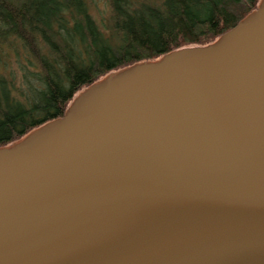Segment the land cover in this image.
I'll use <instances>...</instances> for the list:
<instances>
[{"label": "water", "instance_id": "1", "mask_svg": "<svg viewBox=\"0 0 264 264\" xmlns=\"http://www.w3.org/2000/svg\"><path fill=\"white\" fill-rule=\"evenodd\" d=\"M0 264H264V0L1 147Z\"/></svg>", "mask_w": 264, "mask_h": 264}, {"label": "trees", "instance_id": "2", "mask_svg": "<svg viewBox=\"0 0 264 264\" xmlns=\"http://www.w3.org/2000/svg\"><path fill=\"white\" fill-rule=\"evenodd\" d=\"M105 1L98 20L96 0H0V148L111 73L215 42L261 0Z\"/></svg>", "mask_w": 264, "mask_h": 264}, {"label": "rangeland", "instance_id": "3", "mask_svg": "<svg viewBox=\"0 0 264 264\" xmlns=\"http://www.w3.org/2000/svg\"><path fill=\"white\" fill-rule=\"evenodd\" d=\"M96 2H97V4H94V6H96L95 7V11H94V14H95V16H96V18L98 19V20H100L101 18H102V16H103V13L102 12H104L105 14H107V15H109V13H108V11L106 12V10H107V7L105 6V0H96ZM100 10H99V9ZM103 79V78H102ZM86 89V88H85ZM85 89H83V90H81L79 93H81L82 91H84ZM79 93L75 96V98L79 95Z\"/></svg>", "mask_w": 264, "mask_h": 264}]
</instances>
